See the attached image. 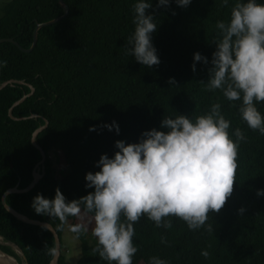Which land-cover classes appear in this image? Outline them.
I'll list each match as a JSON object with an SVG mask.
<instances>
[{
	"label": "trees",
	"instance_id": "trees-1",
	"mask_svg": "<svg viewBox=\"0 0 264 264\" xmlns=\"http://www.w3.org/2000/svg\"><path fill=\"white\" fill-rule=\"evenodd\" d=\"M64 2L68 14L38 29L32 51L23 52L12 42L0 44V60L6 62L0 66V84L12 79L23 82L0 90V237L17 244L25 259L10 245L0 244V249L27 264H50L54 256L49 255V249L56 248L53 233L16 218L2 204L9 188H26L32 182L42 159L32 136L46 120L47 127L36 136L46 154L44 174L28 192L9 194L6 202L31 219L50 223L61 241L58 264H68L63 234L66 223L76 224L77 218L69 217L62 224L55 217L37 214L31 207L33 197L38 193L54 197L57 178L66 200L87 195L94 189L85 187L86 173L99 170L96 161L101 154H114L115 141L138 142L143 131L159 128L164 115L194 118L218 102L230 121L229 133L240 128L245 139L238 148L232 194L206 222L213 231L191 230L176 217H168L172 227L165 229L142 216L134 224L138 250L133 264H148L152 256L169 264H264V195H257L258 189H264V135L242 121L240 101H228L219 89L206 87L216 49L215 24L227 22L235 0L227 5L221 0H191L186 7L175 0L167 6L151 0L146 11L157 24L152 43L160 59L151 68L127 51L135 0ZM63 14L59 0H8L0 4V38L12 37L28 49L37 25ZM196 52L209 63L196 62L193 72ZM31 86L34 92L13 108L12 118L10 108L32 91ZM257 107L264 114V102ZM113 121L119 133L104 126ZM74 234L81 245L77 264H107L93 251L97 242L90 232ZM202 250L209 252L207 258L201 256Z\"/></svg>",
	"mask_w": 264,
	"mask_h": 264
},
{
	"label": "clouds",
	"instance_id": "clouds-1",
	"mask_svg": "<svg viewBox=\"0 0 264 264\" xmlns=\"http://www.w3.org/2000/svg\"><path fill=\"white\" fill-rule=\"evenodd\" d=\"M167 6L170 0H157ZM227 5L229 0H221ZM187 6L191 0H175ZM151 0H135L132 5L134 30L127 39V51L137 62L151 68L160 63L152 43L157 24L147 13ZM216 49L212 53L208 90L219 89L228 101H240L239 115L247 128L264 135V114L257 105L264 102V0H235L230 16L215 24ZM196 62L209 63L200 52ZM6 62L0 60V66ZM174 84V79H169ZM115 128L116 121L104 125ZM90 126L89 130H94ZM230 121L221 112V104L195 116H163L159 128L141 133L138 142L115 141L114 154H101L99 170L85 175V187L94 190L79 199L66 200L59 187L52 198L41 194L33 197L31 207L37 214L57 218L62 224L69 217L79 219L91 214L93 249L107 264H133L137 252L134 224L142 217L156 227H172L168 217L184 221L189 229L202 227L213 231L206 222L210 213H218L232 194L240 142L245 139L240 128L229 133ZM257 195H264L258 189ZM239 212L244 209L240 208ZM70 231L87 232L85 224L76 223ZM161 242H164L163 237ZM207 258L209 252L201 251ZM55 255V248L49 249ZM148 264H169L158 256Z\"/></svg>",
	"mask_w": 264,
	"mask_h": 264
},
{
	"label": "water",
	"instance_id": "water-1",
	"mask_svg": "<svg viewBox=\"0 0 264 264\" xmlns=\"http://www.w3.org/2000/svg\"><path fill=\"white\" fill-rule=\"evenodd\" d=\"M59 3L61 4V6L63 7L64 9V14L62 16H59L53 20H50V21H47V22H43V23H39L37 25V28L34 32V36H33V44L30 48L26 49V48H22L19 43L12 37H7V38H0V44L3 43V42H12L14 44H16L17 46H19V48L23 51V52H30L34 49L36 43H37V40H38V29L39 28H42L44 26H48V25H52L54 23H56L57 21H59L60 19L64 18L68 12H69V6L64 2V0H59ZM14 82H20V83H23L22 81H17V80H7L5 82H3L2 84H0V90L3 89L5 86H7L8 84H13ZM31 89L32 91L27 94V95H24L20 100L16 101L14 103V105L10 108L9 110V116H11L12 118H15L13 115H12V110L13 108L20 104L21 102H23L27 97H29L33 92H34V88L31 86ZM37 115L36 114H33L31 117H36ZM48 125V121L46 120L45 124L43 126H40L39 128H37L34 133H33V136H32V144L40 150L41 154H42V159L41 161L36 165L34 171H33V180L32 182L29 184V186H27L26 188H18L17 186L15 187H11L9 188L5 193L4 195L2 196V204L4 206V208L6 210H8L11 214H13L16 218L18 219H21V220H24V221H27L29 223H32V224H37V225H42V226H45L47 227L54 235V238H55V242H56V248H55V255L53 256L50 264H58L59 262V257H60V254H61V241H60V237H59V234L58 232L56 231V229L48 222H45V221H40V220H35V219H31L29 218L28 216L18 212L17 210H15L13 207H11L7 202H6V197L9 195V194H12V193H24V192H28L31 188H33L35 186V184L42 178L43 174H44V171H41V167H44V162H45V159H46V154L45 152L43 151V149L40 147V145L37 143L36 141V136L43 130L47 127ZM5 241V240H4ZM0 241V244H4V245H10L12 246L14 249H16L20 254H21V257L23 259H25V256H24V253L22 251V249L20 247H18L17 244L15 243H11L9 241ZM1 250V249H0ZM2 251V250H1ZM3 252V251H2ZM4 253V252H3ZM5 256L3 257H0V264H20L19 261L12 255L8 254V253H4ZM23 264H27V262L23 261Z\"/></svg>",
	"mask_w": 264,
	"mask_h": 264
},
{
	"label": "rangeland",
	"instance_id": "rangeland-1",
	"mask_svg": "<svg viewBox=\"0 0 264 264\" xmlns=\"http://www.w3.org/2000/svg\"><path fill=\"white\" fill-rule=\"evenodd\" d=\"M7 1L8 0H0V4L5 3ZM58 176H59V174H58ZM59 181H60V178H57V180L54 182V185H57L53 188L54 190H56V188L58 187ZM75 221L77 223L87 225V227H88L87 232L91 233V227L93 225L91 223V216L88 213H83L81 215V217ZM70 226H71V222L69 221V223H66V226H65V230H64V234H63V242H64L65 247H66V256H67L68 264H77V260L81 254V245H80V240L76 237V235L72 231H70ZM0 241H4V239L2 237H0ZM11 243H13V242H11ZM20 256H21V254H20ZM16 259L19 261L20 264H23L22 260H19V258H16ZM139 264H145V263L140 262Z\"/></svg>",
	"mask_w": 264,
	"mask_h": 264
},
{
	"label": "bare ground",
	"instance_id": "bare-ground-1",
	"mask_svg": "<svg viewBox=\"0 0 264 264\" xmlns=\"http://www.w3.org/2000/svg\"><path fill=\"white\" fill-rule=\"evenodd\" d=\"M44 167H41V169H43ZM5 256L4 253L0 250V257Z\"/></svg>",
	"mask_w": 264,
	"mask_h": 264
}]
</instances>
